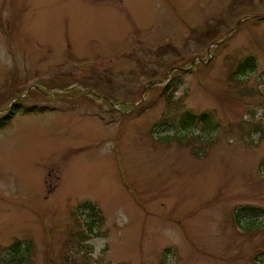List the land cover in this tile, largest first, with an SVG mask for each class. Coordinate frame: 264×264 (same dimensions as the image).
<instances>
[{
    "label": "rangeland",
    "instance_id": "obj_1",
    "mask_svg": "<svg viewBox=\"0 0 264 264\" xmlns=\"http://www.w3.org/2000/svg\"><path fill=\"white\" fill-rule=\"evenodd\" d=\"M247 56L255 71L233 79ZM155 78L179 86L173 102L161 86L140 101ZM11 97L45 110L0 131V256L31 240L32 264H64L85 203L103 216L89 264L264 252V229L233 218L264 209V0H0V110ZM187 111L218 132L183 130Z\"/></svg>",
    "mask_w": 264,
    "mask_h": 264
},
{
    "label": "trees",
    "instance_id": "obj_2",
    "mask_svg": "<svg viewBox=\"0 0 264 264\" xmlns=\"http://www.w3.org/2000/svg\"><path fill=\"white\" fill-rule=\"evenodd\" d=\"M255 69H256L255 58L252 56H247L246 58L238 62L237 67L232 72L231 77L235 80H241L246 77L245 75H247L249 71L253 72L255 71ZM178 89H179V86L176 84H173L171 81L168 83V85L163 87L162 95L165 97L167 96L168 100H170V102H173L174 94L178 91ZM127 94H131V91H129ZM4 97L5 96H3L2 99H4ZM14 100H15V97H11L9 99L10 101L9 104H11ZM8 107L9 105L6 108ZM44 110H45L44 108H40L38 106H30V107L23 106L22 107L19 104V101H16L12 105V107H10L6 112H4L3 110H0V111H3L0 113V131L2 129H5L14 119V117L20 112L21 113H36V112L44 111ZM178 124L183 130H187L188 132L189 130L194 129L196 126H199L200 124L203 129L204 135L207 130L217 133L219 129L218 124L213 119L211 114L206 113V112L202 113L200 116H197V115H194L192 112L187 111L181 117ZM260 131H261V128L259 125H256L253 127V132H256V134L260 133ZM189 133L193 134V132H189ZM192 152H193V155H199L198 150H193ZM261 168L264 169V162H262L259 168V172H260L259 174L264 179V173L262 172L263 170ZM81 207H83L85 210L88 211L86 213L88 217L87 219L83 218L80 215ZM240 210L241 211L238 213L234 210L233 216L235 217L234 218L235 222L240 227L242 226L245 231L246 229L250 230L253 228L264 229V209L257 208V207L256 208L255 207H249V208L242 207ZM80 216L82 217L83 224L87 227V229H85L87 234L85 233V231H82L81 229H79V231L76 233H73V234L71 233L72 242L76 246V248H74L76 253L75 254L70 253V252L66 253V256L64 257V264H76V260H78L79 256L82 257V255H83V258L85 259L84 264H89L88 260H86L87 255L85 254V252L80 250V247L84 245L82 241L91 239L93 238V236L94 237L99 236L98 233L97 232L95 233L94 231L96 230V228H99L102 222L103 216L101 214L100 209L91 203L82 204L81 206L77 207V210L75 212V219L77 221V224H79L78 217ZM34 249H35L34 244L31 240L16 239L10 246H8L7 248L3 250V255L5 254L6 256L5 255L0 256V259H1L0 264H32V256L34 253ZM263 255H264V252H260L259 254H257L253 258V264H264Z\"/></svg>",
    "mask_w": 264,
    "mask_h": 264
},
{
    "label": "water",
    "instance_id": "obj_3",
    "mask_svg": "<svg viewBox=\"0 0 264 264\" xmlns=\"http://www.w3.org/2000/svg\"><path fill=\"white\" fill-rule=\"evenodd\" d=\"M161 82H155V83H150L149 85H155V84H159Z\"/></svg>",
    "mask_w": 264,
    "mask_h": 264
}]
</instances>
